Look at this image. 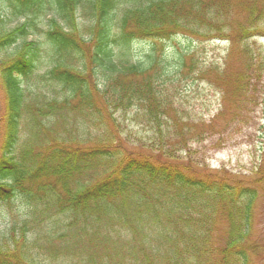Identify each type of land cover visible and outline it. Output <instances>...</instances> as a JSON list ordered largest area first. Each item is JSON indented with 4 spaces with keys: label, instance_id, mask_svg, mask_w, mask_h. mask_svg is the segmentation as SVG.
Returning <instances> with one entry per match:
<instances>
[{
    "label": "trees",
    "instance_id": "trees-1",
    "mask_svg": "<svg viewBox=\"0 0 264 264\" xmlns=\"http://www.w3.org/2000/svg\"><path fill=\"white\" fill-rule=\"evenodd\" d=\"M261 19L264 0H0V201L25 206L0 231V264H253L264 168L242 180L194 165L205 131L165 119L171 76L112 47L177 33L235 44L264 36ZM131 108L151 133L137 144L114 119Z\"/></svg>",
    "mask_w": 264,
    "mask_h": 264
},
{
    "label": "rangeland",
    "instance_id": "rangeland-1",
    "mask_svg": "<svg viewBox=\"0 0 264 264\" xmlns=\"http://www.w3.org/2000/svg\"><path fill=\"white\" fill-rule=\"evenodd\" d=\"M243 14L240 5H234V18L240 20ZM261 21L264 27V20ZM245 46L252 59L244 53ZM112 49L137 64L146 65L157 58L171 76L173 84H165L169 94L165 119L170 123H188L193 132L205 131L188 144L195 154L191 155L194 165L213 172L225 171L242 180H252L257 170L264 168V36L233 44L208 36L177 33L168 38L136 37L126 48ZM182 59L184 67L176 69ZM136 113L131 108L126 114H114V119L122 123L124 134H131L134 144L151 135L145 121L135 118ZM72 117L73 114L68 119ZM175 133L173 130L170 134L180 131ZM182 148L177 150V156L184 160L186 150ZM253 185L259 188V198L254 213L256 248L252 259L253 264H264V180ZM24 208L19 198L0 201V231L7 228L14 215L19 218ZM224 211L213 203L207 208L209 216L218 220L216 234L223 231ZM131 237L130 230L127 237L119 240Z\"/></svg>",
    "mask_w": 264,
    "mask_h": 264
}]
</instances>
